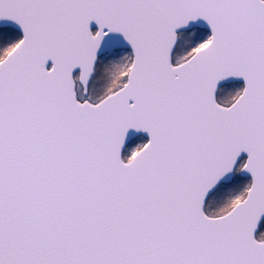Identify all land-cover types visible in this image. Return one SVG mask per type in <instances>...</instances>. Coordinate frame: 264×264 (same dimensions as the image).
<instances>
[{
  "label": "snow or ice",
  "instance_id": "1",
  "mask_svg": "<svg viewBox=\"0 0 264 264\" xmlns=\"http://www.w3.org/2000/svg\"><path fill=\"white\" fill-rule=\"evenodd\" d=\"M0 264H264V0H0Z\"/></svg>",
  "mask_w": 264,
  "mask_h": 264
}]
</instances>
